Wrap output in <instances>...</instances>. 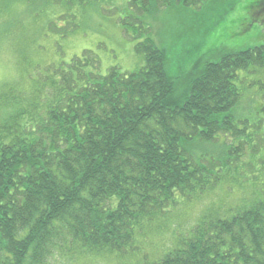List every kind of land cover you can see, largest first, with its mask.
Returning a JSON list of instances; mask_svg holds the SVG:
<instances>
[{
  "label": "trees",
  "instance_id": "trees-1",
  "mask_svg": "<svg viewBox=\"0 0 264 264\" xmlns=\"http://www.w3.org/2000/svg\"><path fill=\"white\" fill-rule=\"evenodd\" d=\"M238 1L6 0V45L19 67L30 41L69 37L96 4L100 12L107 5L123 12L116 22L139 39L135 50L145 65L100 75L98 61L84 51L37 71L29 93L18 83L6 87L0 96V264L128 253L179 197L214 189L222 169L195 149L218 141L226 156L237 151L228 138L244 133L235 127L236 113L251 88L264 89V45L213 52L217 60L198 61L179 93L149 17L181 10L222 17ZM21 6L39 33L26 35L31 29L18 18ZM243 10L264 24V0H247ZM19 28L23 45L16 41ZM137 264H264V199L227 216H204L172 246Z\"/></svg>",
  "mask_w": 264,
  "mask_h": 264
},
{
  "label": "rangeland",
  "instance_id": "rangeland-1",
  "mask_svg": "<svg viewBox=\"0 0 264 264\" xmlns=\"http://www.w3.org/2000/svg\"><path fill=\"white\" fill-rule=\"evenodd\" d=\"M208 2L215 3L216 0ZM115 3L122 5V2ZM246 3L247 0L238 1L222 17L202 12L189 14L183 10L165 13L157 19L149 17L152 37L159 46L167 49L171 62L169 75L179 78V93L198 61L217 60L218 55L213 52L225 54L264 45V24L256 23L253 16L243 10ZM99 8L97 4L88 7L76 32L65 39L38 36L36 42L30 41L27 61L19 67L11 54L10 43L6 45V0H0V96L6 93V87L17 83L16 86L21 85L29 93L37 71L45 70L49 64L68 62L84 51L98 61L100 75L112 68L132 72L143 67L145 57L135 50L139 39L127 37L116 22L123 17V12L111 10L108 5L107 11L100 12ZM220 9L216 5V10ZM18 12L22 25L31 29L30 32L26 27V35L39 33L38 26L31 21L32 14L25 12V6L19 7ZM16 34V41L25 44L26 37L20 28ZM251 77L263 80L260 75ZM249 93L236 113L235 127L244 133L236 139L228 138L237 151L226 156L224 145L218 141L200 142L195 149L197 157L213 161L222 169L221 180L213 190L197 197H179L173 209L141 235L140 243L136 244L138 249L122 255L109 252L86 255L76 261L59 259L53 264H137L145 256L152 258L172 246L178 235L195 226L204 216L215 212L227 216L257 198L264 199V112L260 107L264 89L253 86Z\"/></svg>",
  "mask_w": 264,
  "mask_h": 264
}]
</instances>
